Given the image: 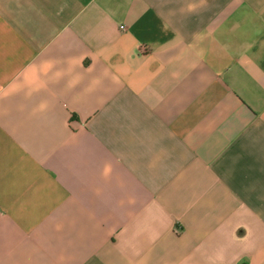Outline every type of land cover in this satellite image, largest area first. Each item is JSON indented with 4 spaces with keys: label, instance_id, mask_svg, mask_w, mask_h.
<instances>
[{
    "label": "crops",
    "instance_id": "1",
    "mask_svg": "<svg viewBox=\"0 0 264 264\" xmlns=\"http://www.w3.org/2000/svg\"><path fill=\"white\" fill-rule=\"evenodd\" d=\"M0 264H264V0H0Z\"/></svg>",
    "mask_w": 264,
    "mask_h": 264
},
{
    "label": "built area",
    "instance_id": "2",
    "mask_svg": "<svg viewBox=\"0 0 264 264\" xmlns=\"http://www.w3.org/2000/svg\"><path fill=\"white\" fill-rule=\"evenodd\" d=\"M123 29V28H122Z\"/></svg>",
    "mask_w": 264,
    "mask_h": 264
}]
</instances>
